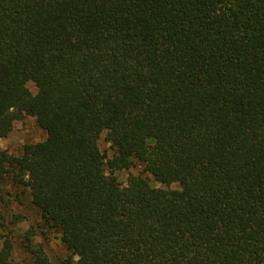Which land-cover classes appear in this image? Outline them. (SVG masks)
I'll list each match as a JSON object with an SVG mask.
<instances>
[{"label":"trees","instance_id":"16d2710c","mask_svg":"<svg viewBox=\"0 0 264 264\" xmlns=\"http://www.w3.org/2000/svg\"><path fill=\"white\" fill-rule=\"evenodd\" d=\"M31 114L0 185L75 264H264V0H0V138Z\"/></svg>","mask_w":264,"mask_h":264},{"label":"rangeland","instance_id":"374dc122","mask_svg":"<svg viewBox=\"0 0 264 264\" xmlns=\"http://www.w3.org/2000/svg\"><path fill=\"white\" fill-rule=\"evenodd\" d=\"M27 87L32 93L36 91V82L31 78ZM46 133L36 123L34 116L26 115L16 120L10 133L0 138V148L9 154L19 156L23 145L42 141ZM98 146L106 158H112L114 150L105 140V132L99 134ZM142 174L157 187H165L153 181L142 172V165L135 162L132 165H123L114 170L113 175L122 185L126 184L129 175ZM171 188H178L173 183ZM8 237L13 243L14 256L21 264H37L31 249H41L47 256L49 264H75L70 260L68 252L60 241L59 234L46 227L38 210L32 205L27 188L11 183L9 180L0 185V240Z\"/></svg>","mask_w":264,"mask_h":264}]
</instances>
